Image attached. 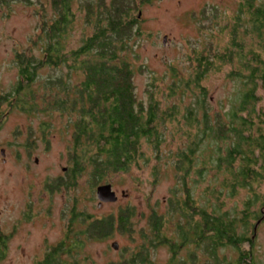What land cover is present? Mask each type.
Returning a JSON list of instances; mask_svg holds the SVG:
<instances>
[{
    "label": "trees",
    "instance_id": "1",
    "mask_svg": "<svg viewBox=\"0 0 264 264\" xmlns=\"http://www.w3.org/2000/svg\"><path fill=\"white\" fill-rule=\"evenodd\" d=\"M48 1L54 18L44 28L43 41L46 43L40 50L42 57L29 60L17 56L18 99L15 105L26 114L37 113V106L27 101L30 98L36 102L40 97L39 101L45 107L43 111L55 109L70 120L67 127L72 135L67 153V176L65 183L54 181L55 186L50 185V192L60 190L62 186L74 189L76 181L84 176L91 188L103 183L112 184L109 181L114 175L142 168L153 156L158 162L164 158L172 159L179 186L171 190L172 197L167 201L169 215L159 217L154 210L147 218L149 230L142 232V245L125 264H151L148 252L157 245L168 244L170 238L165 236L163 229L166 219L176 214L180 219L175 225L178 240H183L185 245L195 244L208 264H225V259L218 256L222 247L235 248L237 252V259L230 264H255L256 223L252 225V222L261 220L255 207L259 202L264 205L263 195L256 190L264 183V108H257L264 101V0H238L229 30V47L225 46L223 50L203 47L204 50L195 57L192 78L169 88L171 92L167 99L183 87L186 93L192 91L194 101L183 111L186 128L183 136L187 143L178 146L175 153L167 152L170 142L166 126L178 119L177 105L163 109L151 89L148 104L139 101L134 76L137 69H142L128 60V55L134 54L129 44L141 31L139 7L151 0L80 2L79 8L86 16L85 26L94 29V33L82 38L81 45L69 52L65 51L62 39L66 40L74 20L73 2ZM135 10L137 13H133ZM249 40L260 51H250ZM68 55L73 56V69L81 74L80 82L74 84L69 79L63 80L54 71L43 79L47 90L44 96L34 94L42 68L56 70L66 64ZM226 64L232 65L233 71L227 74L231 81L239 83V88L233 93L227 110L212 111L207 100L208 90L201 81L213 71L219 72ZM259 90L262 91L260 95ZM152 168L155 180L160 168L154 164ZM193 171L200 182L205 181L204 174L212 176L207 187L210 199L205 205L197 204L191 193L189 186L193 180L189 175ZM244 190L249 197L244 199L243 209L224 210L225 204L220 197L226 193L228 198H235ZM179 192L184 196L178 200ZM134 214L127 209L118 217L92 221L90 215L85 217L74 211L67 222L63 240L47 247L45 256L37 264H92L89 258L81 257L89 237L103 241L109 240L115 229L122 233L132 231L130 220ZM77 223L84 228L79 229ZM8 241V236L0 230V260L5 255ZM247 243L249 248L245 249ZM174 251L177 250L173 247L171 253ZM121 252L125 251L122 249ZM195 254V251L189 252L183 263L193 264Z\"/></svg>",
    "mask_w": 264,
    "mask_h": 264
},
{
    "label": "rangeland",
    "instance_id": "2",
    "mask_svg": "<svg viewBox=\"0 0 264 264\" xmlns=\"http://www.w3.org/2000/svg\"><path fill=\"white\" fill-rule=\"evenodd\" d=\"M84 1L72 0L74 20L68 28L66 40L62 39L66 52L76 50L82 38L94 33V29L85 26L86 16L79 8ZM237 1L151 0L139 7L138 25L141 31L139 37L134 36L129 44L134 54L128 55V60L142 69H137L134 76L139 101L148 104L151 89L163 109L175 104L179 109L175 123L166 126L170 142L167 152L175 153L178 146L187 143L183 136L186 130L183 111L194 103L192 91L186 93L183 87L167 99L171 92L169 88H174L173 84L180 85L179 81L192 78L196 68L195 57L204 50L203 47L214 46L219 50L229 47V30L233 24L232 16L237 10ZM0 8L1 12L8 13L0 16V96L4 98L5 93H13L10 98L5 96L9 102L1 101L0 107V230L9 239L0 264H37L45 256L47 247L63 240L67 222L74 211L85 217L90 215L93 221L108 216L115 218L122 210L130 209L135 213L130 220L132 231L122 233L115 229L109 240L103 241L89 237L84 245L85 254H81V257L89 258L92 264H125L143 243L142 232H147L150 226L147 218L155 211L159 217L169 215L167 201L172 197L171 190L178 185L172 159L164 158L158 162L153 156L142 168L114 175L109 183H112V191H115L118 200L102 202L99 207L95 194L98 187L91 188L87 176L77 180L74 189L62 186L60 190L50 192L51 186H55L54 181L63 180L65 183L67 176V153L72 135L67 127L70 120L55 109L43 111L45 107L39 101L40 97L36 102L30 98L27 101L28 104H35L39 110L32 114L19 109L15 101L18 99L17 56L19 54L29 60L42 57L40 50L46 43L43 41L45 25L53 21L54 12L48 0H9ZM133 13H137L136 10ZM248 43L250 51H260L254 42L249 40ZM72 59L70 55L66 64L56 70L43 67L34 87L38 93L33 91L34 94L44 96L47 90L43 79L54 71L63 80L79 83L81 74L73 69ZM231 71L232 65L226 64L219 72L213 71L201 81L208 90L207 100L212 111L223 112L232 103L231 97L239 88V83L230 80L227 72ZM261 92L259 90L257 93L260 95ZM263 106L264 101L257 108L263 109ZM192 133L195 131L192 130ZM29 141L31 143L27 146ZM153 164L160 168L155 180ZM189 176L193 180L189 187L195 201L205 205L210 199L207 187L212 176L204 174V182H200L194 171ZM194 181L202 184L196 185ZM256 190L263 195L264 201V183ZM178 195V200L184 196L181 192ZM248 197L249 193L244 190L235 198H228L225 193L220 200L225 204L224 210L236 211L243 209V201ZM255 209L261 217L258 222H252V225L256 223L255 264H264V205L259 202ZM166 220L163 233L170 240L168 244L157 245L148 252L152 263L184 264L183 259L187 254L195 251L196 260L191 263L208 264L204 253L201 249L197 250L195 244L185 245L183 240H178L175 225L180 222L179 215ZM77 224L79 229L84 228L81 223ZM114 242L117 243L116 250L111 247ZM173 247L177 251L171 253ZM244 248H249V244ZM218 256L225 259V264H230L237 259V252L235 248L222 247Z\"/></svg>",
    "mask_w": 264,
    "mask_h": 264
},
{
    "label": "water",
    "instance_id": "3",
    "mask_svg": "<svg viewBox=\"0 0 264 264\" xmlns=\"http://www.w3.org/2000/svg\"><path fill=\"white\" fill-rule=\"evenodd\" d=\"M112 185L111 184H100V186L96 189V197L99 200L98 207L102 202L104 203H113L114 201L118 200V197L115 194V191H112ZM111 247L113 249H117V243H112Z\"/></svg>",
    "mask_w": 264,
    "mask_h": 264
},
{
    "label": "flooded vegetation",
    "instance_id": "4",
    "mask_svg": "<svg viewBox=\"0 0 264 264\" xmlns=\"http://www.w3.org/2000/svg\"><path fill=\"white\" fill-rule=\"evenodd\" d=\"M5 3H8L9 2V0H3ZM0 6H1V0H0ZM6 8V7H5ZM1 9V8H0ZM4 16V15H8V13L5 11V12H1L0 11V16ZM1 31H0V35H1ZM13 95V93H5V95H3L4 96V98L3 97H1L0 96V107L2 106V104H1V101L3 102V103H6V102H9V99H8V97L10 98L11 96ZM5 96H8V97H5ZM12 104V103H11ZM10 109H11V107H9ZM0 124H1V122H0ZM5 152V150L3 151V153Z\"/></svg>",
    "mask_w": 264,
    "mask_h": 264
}]
</instances>
